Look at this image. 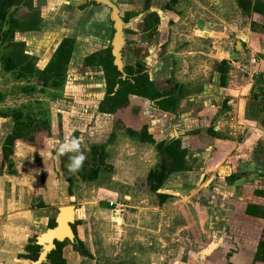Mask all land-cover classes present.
<instances>
[{"label": "crops", "instance_id": "1", "mask_svg": "<svg viewBox=\"0 0 264 264\" xmlns=\"http://www.w3.org/2000/svg\"><path fill=\"white\" fill-rule=\"evenodd\" d=\"M26 1L33 15L29 20L37 26L23 33L29 40L35 36L24 55L30 57L35 71L47 67L64 39L78 40L77 65L71 64L61 87L50 94L53 101L59 98L60 108H54L56 103L51 106L58 113L55 116L72 120L70 129L77 133L86 160L92 158V148H98L100 156L105 154L112 177L106 181L98 166L104 156L97 155L98 175L89 182L105 183L101 187L108 193L98 202L101 209L96 217L102 213L111 217L117 209L120 217L110 218L114 223L138 218L146 228L151 219L157 222L159 237L179 215L183 222L175 235L181 244L171 245L176 258L168 264H264V251L258 250L259 243H264V218L245 214L250 202L264 212V197L255 195L264 193V108L260 103L264 16L253 12L254 4L264 5V0ZM87 10L93 16H87ZM114 15L122 22V69L126 63H139L151 80L168 86L164 92L172 88L174 104L167 109L159 107L158 100L129 95L126 106L100 112L106 97L104 71L81 63L82 58L107 48L115 29ZM214 38L219 40L217 51ZM186 47L194 48L191 61L186 59L185 54H191ZM200 57L199 62L206 65L190 68ZM53 116L51 131L56 138H44L40 149L18 143L8 161L0 157V264H51L48 256L55 242L65 243V264H87V258L91 264H101L97 257L101 250L100 254L84 251L79 228L91 202L77 201L76 183L63 175L69 163L63 166L61 157L77 153H58L59 127ZM173 141L186 152L185 171L168 175L154 191L148 176L163 163L157 145ZM119 142L123 147L116 146ZM137 183L147 186L153 201L147 193L135 202L126 194L123 201L118 199L117 186ZM129 213L135 218L127 219ZM167 213H171L169 222ZM34 245L40 247L35 261L26 250ZM148 254H152L148 246L133 253L140 255L134 264L145 263Z\"/></svg>", "mask_w": 264, "mask_h": 264}, {"label": "rangeland", "instance_id": "2", "mask_svg": "<svg viewBox=\"0 0 264 264\" xmlns=\"http://www.w3.org/2000/svg\"><path fill=\"white\" fill-rule=\"evenodd\" d=\"M27 4V3H26ZM91 12V14H89ZM93 12L90 10L86 11L87 16H93ZM9 16L13 17L17 20L18 23L21 24V26L25 25L26 22H28L29 18L33 15L29 14V8L26 7V5L19 6L15 9H11L9 11ZM9 19V17H8ZM8 25L3 24L0 27V148L3 145V142L5 141L8 134L13 130L14 127V121H13V115L16 112H21L24 116H29L33 122L38 123L41 121H44L46 119H49V127L48 131H46L47 128H45L41 133H35L34 138H39V136H42V144L44 142V138H56L52 135V127H51V118L56 112L54 113L52 111L53 107L51 104L56 103L54 108H60L59 104L61 103L58 99L53 101V99L50 94L52 95V87L51 85H43L42 82L38 79L37 76L35 77H25L21 78L18 77L19 69H16L11 72H7L4 69V64L8 60V58H13L15 63L18 64L20 61L15 58V54L18 52V44L23 43L25 45V50L28 52L30 51L28 48V44L32 42V40L35 38L32 37V40L29 38H26V34H23L21 31H19L17 28H14L11 33H7ZM215 41L219 42V40ZM214 44L217 51V46L219 47V44ZM97 48V47H96ZM96 48H93L95 50ZM81 50V48H79ZM183 49V48H181ZM187 52H191L190 55H186V59H189V61L193 58V49L186 47L184 48ZM214 50V49H213ZM25 53V52H24ZM24 63L23 64H31L32 60L29 56L24 55ZM203 57L202 55H199ZM201 57L194 63L190 64V68L195 67L197 68L198 65L203 62H199ZM79 58V57H78ZM189 61L187 63H189ZM76 60L72 62V64L77 65ZM215 63L211 65L212 69L215 68ZM70 66L69 68H71ZM22 73V72H21ZM20 73V74H21ZM55 99V98H54ZM59 103V104H58ZM58 114V113H57ZM56 114V115H57ZM53 116V117H54ZM58 121V127H59V136L57 137L60 142L64 143L66 141H63L62 138H67L66 136L70 135L72 133V130L70 129V125L72 124V120L70 117H65L62 115L55 116ZM54 117V118H55ZM35 123H33L35 125ZM56 125H54L55 127ZM253 129L255 126L252 127ZM252 130V129H251ZM41 131V130H40ZM38 132V131H37ZM262 134L264 139V128L262 129ZM19 143H26L27 142H19ZM41 144V145H42ZM116 146L120 145L123 147V143L119 142L115 143ZM30 145V144H29ZM33 145V144H31ZM41 148V147H40ZM16 149V147H15ZM14 149V151H15ZM92 151V149H91ZM131 151V149H129ZM66 156H62L63 158V166L67 163H70V155L64 154ZM98 155V156H97ZM97 156L100 158L101 156L104 158L103 161H101L98 166H100V170L102 172V175L106 178V181H109V178L112 177V173L108 170V165L106 164L107 159L105 158V154H101L97 151ZM1 157V152H0ZM92 157V156H91ZM95 159H85L83 161L82 166L76 171L73 172V174H69V168L67 166L63 167V175L65 178H73L74 182L76 183V187L74 189V195L75 198L77 197V201L82 202H91L90 205L86 206V209L89 208L90 210L86 211V217L85 221H83L84 225L79 228V233L84 237L85 240V249L89 251H94L95 254L101 250L103 253L101 255H97L98 259H100L101 264H111L112 259L115 260V264H134V261L138 263V259L140 255H133V253L138 252L142 247L148 246L149 249L152 251V254H148L144 257L147 258V261H144L143 264H151V263H160V264H168L176 258L170 251L172 250L171 245L173 246H179L181 243H176L177 236L175 235L177 233L176 228L182 226V219L179 218L177 215H175L172 224L173 226L168 228L164 227L162 231H164L160 236H157V232L155 231V225L157 222H153L150 219V223L147 224V228L145 225L140 221H137L138 218L132 219L133 221L130 222L128 220H125V222L120 223L118 225L117 223H114L112 221L113 218H117L118 216H114V214H111V217L108 213H102L98 214V217H96V213L98 209V202H101L107 198V192H104L103 187L97 182L89 183L90 180L86 178L87 175H89L90 171L95 167L98 158ZM105 161V162H104ZM99 162V161H98ZM2 167V163L0 161V169ZM119 179H122V175L118 176ZM71 180V181H72ZM72 183V182H71ZM140 187L142 189L145 187V184H135L134 186H124L119 185L116 187L117 193L119 194V198L121 201L124 200V194L129 195L130 198H132V201L135 202L137 199L142 198V196H145L146 193L149 195L151 200L153 201L154 197L150 194V190L147 188H144V190H140ZM93 202L97 203L93 206ZM122 203V202H121ZM89 204V203H88ZM81 205V204H80ZM86 205V204H85ZM91 206V207H90ZM94 209V210H93ZM93 210V212H92ZM179 213V212H178ZM134 214V213H133ZM153 214V213H152ZM169 214L168 217L171 215ZM180 214V213H179ZM133 216V215H132ZM132 216L127 217V219H130ZM120 217V216H119ZM118 217V218H119ZM135 218V216H133ZM150 218V217H149ZM111 220V221H110ZM120 220V219H119ZM171 220V219H170ZM168 220V222L170 221ZM121 221V220H120ZM168 228V229H167ZM179 228V229H180ZM167 230V231H166ZM162 240L160 243L159 241ZM164 246L163 248H161ZM182 246V245H181ZM168 248V249H167ZM176 248V247H175ZM83 251V249H82ZM126 252V253H125ZM131 252V255L129 254ZM82 253V252H81ZM107 253H109L107 255ZM172 254V255H171ZM162 259V260H161ZM110 260V261H109ZM87 264H91L92 260L87 258L86 260ZM123 262V263H122Z\"/></svg>", "mask_w": 264, "mask_h": 264}, {"label": "trees", "instance_id": "3", "mask_svg": "<svg viewBox=\"0 0 264 264\" xmlns=\"http://www.w3.org/2000/svg\"><path fill=\"white\" fill-rule=\"evenodd\" d=\"M22 5H26V7L29 8V2L26 0H0V27L3 24H7L8 34L11 33L14 28H17L22 33L31 32L37 26V23L30 20H28L25 25L21 26V24L18 23L16 19H14L12 16H9V11L12 8L15 9ZM253 12L264 16V5L258 3L254 4ZM77 44L78 40L76 37L64 39L57 47L53 58L49 61L47 67L42 72H37L34 69L33 62L31 64H23L25 45L20 43L18 44V52L14 56L20 61V63L16 64L14 59L10 57L5 62L4 69L7 72L19 69L18 77L25 78L28 76H37L43 85L50 84V87L52 88L61 87L67 69L71 66L72 62L79 57L76 52ZM81 64L100 66L104 71L106 97L100 107V112L102 113H112L116 109L126 106L128 95L142 97L149 100H155L162 97V94L158 90V84H153L151 81H149L147 75H142L133 79V83H131L129 80L122 81L120 79V73L113 65V57L110 53V49L108 48L106 51H103L100 54H92L82 58ZM117 85L118 89L114 91ZM170 104L173 105L174 103L172 102ZM162 109L167 108L162 106ZM12 119L14 121L13 130L10 134H8L4 144L0 148L1 157L4 161H8L9 157L13 154L15 147L21 141L27 142L28 144H33L35 148L40 149L43 138L42 136H39V138H34V135L35 133H41L45 128H47L46 131L49 130L48 119L35 123L29 118V116H24L21 112H16ZM33 123H35V125ZM66 137L67 138H62V140L65 141V139H76L77 133H71ZM150 142L153 143L151 139ZM157 149L163 154V163L161 164L159 170L150 172L148 176V182L155 184L153 187H151L154 191L164 183V180L168 177V175L185 171L184 158L186 152L180 149V144L178 141H173L167 144L160 143L157 145ZM97 151L98 148H92V159L96 158L95 155H97ZM100 162L101 160L99 163ZM11 167L12 164H9V173L12 172L10 170ZM98 171V167L93 168L86 178L90 181L94 180L98 175ZM67 180L68 182H71V178L69 176ZM255 195L257 197H264V193L260 192H257ZM245 214L256 218H264L263 209L257 205H254L252 202L247 204L245 208ZM234 240L236 242V239ZM78 245L81 247L80 242H78ZM64 247L65 243L55 242V249L48 256V260L51 262V264H65V261L62 258V249ZM39 249L40 247L36 245L28 246L26 248L28 252H32L31 259L33 261L37 260ZM258 250L259 252L264 251L263 242L259 243Z\"/></svg>", "mask_w": 264, "mask_h": 264}, {"label": "flooded vegetation", "instance_id": "4", "mask_svg": "<svg viewBox=\"0 0 264 264\" xmlns=\"http://www.w3.org/2000/svg\"><path fill=\"white\" fill-rule=\"evenodd\" d=\"M112 25H114V22L112 23ZM113 30L114 29H112V32L109 34V38H108V40L106 42L107 48L110 49L111 55H112V42H113V38H114V34H115V30L114 31ZM93 32L94 31H92V33H91L92 35L98 34V31H95L94 33ZM123 37H124V35H123ZM107 48H105L103 51H106ZM112 57H113V55H112ZM114 60L115 59L113 57V65H114ZM116 70H117V68H116ZM122 71H123V73L118 71L120 73V79L122 81L129 80L131 83H133V79L138 78V77H140L142 75H147L149 81H151L153 84H158V86H159L158 90L162 94V97H160L158 99H155V100H150V101L158 100L157 101L158 102L157 105H159V107H161V108H162V106L167 107L173 101V97H172V93H171L172 88H170L169 92L168 91L164 92L163 90L164 89L165 90L168 89V86L167 87L162 86V84H161L162 81L151 80L149 78L148 74L145 72L144 68L139 63H136L134 66H131V65H129V63H126L124 68L122 69ZM168 83H170V81ZM104 89H105V86H104ZM117 89H118V85L115 87L114 91H116ZM128 97H129V95H128ZM128 97H127V104H128Z\"/></svg>", "mask_w": 264, "mask_h": 264}, {"label": "clouds", "instance_id": "5", "mask_svg": "<svg viewBox=\"0 0 264 264\" xmlns=\"http://www.w3.org/2000/svg\"><path fill=\"white\" fill-rule=\"evenodd\" d=\"M65 152L77 153L70 158L71 162L68 165L70 172H76L86 159V156L80 152V141L78 139H66L58 149L59 154H64Z\"/></svg>", "mask_w": 264, "mask_h": 264}, {"label": "water", "instance_id": "6", "mask_svg": "<svg viewBox=\"0 0 264 264\" xmlns=\"http://www.w3.org/2000/svg\"><path fill=\"white\" fill-rule=\"evenodd\" d=\"M115 21V34L112 42V55L114 57V65L116 66L117 70L121 73L122 71V64L120 61L121 54L120 51L123 45V38H122V22L118 16L114 15Z\"/></svg>", "mask_w": 264, "mask_h": 264}, {"label": "built area", "instance_id": "7", "mask_svg": "<svg viewBox=\"0 0 264 264\" xmlns=\"http://www.w3.org/2000/svg\"><path fill=\"white\" fill-rule=\"evenodd\" d=\"M262 79L264 81V72L262 74ZM260 101H261L260 102L261 106L264 108V86L262 87V95H261ZM112 213L114 214V216H116V215H118L119 212L117 211V209H115V210H113Z\"/></svg>", "mask_w": 264, "mask_h": 264}]
</instances>
